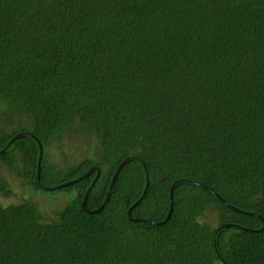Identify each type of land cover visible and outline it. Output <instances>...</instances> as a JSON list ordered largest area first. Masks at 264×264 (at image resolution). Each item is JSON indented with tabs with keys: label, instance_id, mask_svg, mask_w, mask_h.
Returning a JSON list of instances; mask_svg holds the SVG:
<instances>
[{
	"label": "trees",
	"instance_id": "trees-1",
	"mask_svg": "<svg viewBox=\"0 0 264 264\" xmlns=\"http://www.w3.org/2000/svg\"><path fill=\"white\" fill-rule=\"evenodd\" d=\"M3 169L0 264H264V0H0Z\"/></svg>",
	"mask_w": 264,
	"mask_h": 264
},
{
	"label": "rangeland",
	"instance_id": "rangeland-1",
	"mask_svg": "<svg viewBox=\"0 0 264 264\" xmlns=\"http://www.w3.org/2000/svg\"><path fill=\"white\" fill-rule=\"evenodd\" d=\"M95 143L87 140L84 137H79L73 134H67L58 143L52 145L49 149H46V154L48 153V159L56 167H62L64 164H72L81 159L83 156L92 157L95 153ZM4 175L9 178L15 195L8 198L0 197V205L17 204L23 201L25 196L24 188L19 180L12 176L8 170L3 169ZM41 197L45 200L41 201L39 198H35V201L39 203L40 207L51 215L55 210L62 208L66 203V196L64 193H50V192H40ZM210 223H215L216 219L214 216L208 214L205 217Z\"/></svg>",
	"mask_w": 264,
	"mask_h": 264
},
{
	"label": "water",
	"instance_id": "water-1",
	"mask_svg": "<svg viewBox=\"0 0 264 264\" xmlns=\"http://www.w3.org/2000/svg\"><path fill=\"white\" fill-rule=\"evenodd\" d=\"M21 136L34 137L33 135H31V134H29V133H22V134L17 135L16 138H17V137H21ZM40 153H41V147H40ZM40 159H41V155H40V157H39V162H38V165H37V180H38L39 184L41 185V183H40ZM130 160H131V158L124 159L122 162H120V164L118 165L117 169L115 170V173H114L113 178H112V180H111L110 186H109V188H108V190H107L106 198H105L104 203L102 204V207L105 205V203H106L107 200H108L109 193H110L111 188H112V186H113V184H114V182H115V179H116V177H117V175H118V172H119L120 168H121L126 162H128V161H130ZM91 171H92V170L86 172L82 177L76 179L75 181H79V180H81V179L87 177V176L91 173ZM99 174H100V171L97 170V174H96L94 180H93L92 183L90 184L89 188L87 189V191H86V193H85V195H84V197H83V199H82L81 206H82L83 209L85 208V201H86V199H87V196H88L89 192L92 190L93 186L95 185L97 179L99 178ZM66 185H67V184H66ZM173 187H174V184H173V185L171 186V188H170V201H171V202H172L171 197H172V190H173ZM139 201H140V200H138L133 206H131V208H130V209L128 210V212H127L128 215L130 214V212H131V210L133 209V207L136 206L137 203H138ZM169 215H170V213L168 214L167 218L169 217ZM254 216H255V217H258V218L262 221V223H263V225H264V220H263L262 218H260V217L257 216V215H254ZM148 222H149V223H154V222H152V221H148Z\"/></svg>",
	"mask_w": 264,
	"mask_h": 264
}]
</instances>
